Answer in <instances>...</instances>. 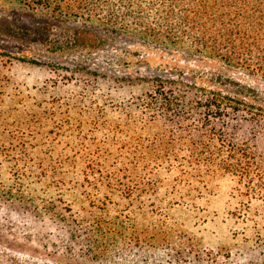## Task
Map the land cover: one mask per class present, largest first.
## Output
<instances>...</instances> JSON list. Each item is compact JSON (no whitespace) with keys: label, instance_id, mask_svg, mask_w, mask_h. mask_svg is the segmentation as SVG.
Returning a JSON list of instances; mask_svg holds the SVG:
<instances>
[{"label":"trees","instance_id":"16d2710c","mask_svg":"<svg viewBox=\"0 0 264 264\" xmlns=\"http://www.w3.org/2000/svg\"><path fill=\"white\" fill-rule=\"evenodd\" d=\"M0 3H18L66 24L60 39L49 40L48 50L58 58L68 50L83 54L85 59L75 71L114 35L136 38L130 39L122 63H130L144 51L137 63L152 65L151 47L158 49L160 59L157 72L139 74L137 79L148 87L126 106H134L138 130L147 134L134 131L121 142L127 158L115 168L117 173L105 164L88 162L82 182L72 184L83 188L88 203L75 208L61 192L37 202L33 197L25 198V203L20 201L24 198L18 199L21 213L35 222V232L4 234L1 230L0 264H77L79 260L121 264L123 256L136 257L135 246L139 252L169 247L164 229L137 231L128 213L109 214L114 194L128 203L138 202L142 209L141 195L154 185L146 179L151 164L178 168V181L192 178L203 183L205 176L230 174L242 184L246 196L264 198V0ZM128 115H132L129 110ZM129 121L127 117L125 125ZM114 131H122L119 123ZM59 182L64 184L63 178ZM176 252L181 255L182 249Z\"/></svg>","mask_w":264,"mask_h":264},{"label":"rangeland","instance_id":"374dc122","mask_svg":"<svg viewBox=\"0 0 264 264\" xmlns=\"http://www.w3.org/2000/svg\"><path fill=\"white\" fill-rule=\"evenodd\" d=\"M49 16L18 3H0V231L4 234L35 232V222L17 204L20 198L21 203L31 197L37 202L61 192L73 208L86 205L83 188L72 186L82 182L83 167L88 162L105 164L117 173L115 168L127 158L121 142L134 131L147 134L138 130L134 106H126L148 87L137 79L139 74L157 72L158 49L149 50L150 66L136 61L146 55L144 51L122 63L130 39L136 38L114 35L75 71L85 56L69 50L62 58L50 53L49 40L60 39L67 26ZM128 110L132 115L126 116ZM117 123L122 131H114ZM147 171L146 179L154 185L141 195L142 209L138 202L128 203L114 194L109 214L128 213L137 231L164 229L170 246L140 252L135 246L136 257L123 256L121 264L264 262V198L246 196L230 174L217 172L200 183L192 178L176 180L178 168L166 164L155 168L151 164ZM61 178L64 184L58 183Z\"/></svg>","mask_w":264,"mask_h":264}]
</instances>
